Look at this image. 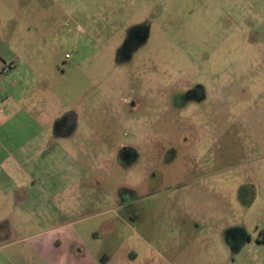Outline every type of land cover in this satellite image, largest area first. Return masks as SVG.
I'll list each match as a JSON object with an SVG mask.
<instances>
[{
    "label": "rangeland",
    "instance_id": "rangeland-1",
    "mask_svg": "<svg viewBox=\"0 0 264 264\" xmlns=\"http://www.w3.org/2000/svg\"><path fill=\"white\" fill-rule=\"evenodd\" d=\"M19 3L57 8L21 76L56 140V223L107 264H264V0Z\"/></svg>",
    "mask_w": 264,
    "mask_h": 264
},
{
    "label": "crops",
    "instance_id": "crops-1",
    "mask_svg": "<svg viewBox=\"0 0 264 264\" xmlns=\"http://www.w3.org/2000/svg\"><path fill=\"white\" fill-rule=\"evenodd\" d=\"M19 1L0 0V264H107L95 230L71 218L56 223V140L39 117L45 103L34 94L42 90L24 89L21 76L35 75L36 44L48 45L57 8L46 7L47 19L38 21L36 8ZM242 191L247 198L250 190Z\"/></svg>",
    "mask_w": 264,
    "mask_h": 264
},
{
    "label": "flooded vegetation",
    "instance_id": "flooded-vegetation-1",
    "mask_svg": "<svg viewBox=\"0 0 264 264\" xmlns=\"http://www.w3.org/2000/svg\"><path fill=\"white\" fill-rule=\"evenodd\" d=\"M140 33L138 31H135V34L133 35L134 39L138 42L140 41L141 37H140ZM128 48H131V49H136L137 48V44H133V43H129L128 44ZM133 105V104H132ZM157 147V146H156ZM128 152V148L126 149V153ZM216 160L214 159L213 160V165L212 167L209 165L206 169V180H202V184L203 183H206V185L209 187V189L213 192H215V189L217 188V186H219V183L218 184H215V174L217 172V170L219 171L221 169V165H217L215 164ZM218 164H220V161L218 160L217 161ZM227 167H230V166H227ZM226 168V166L224 167ZM244 184V183H243ZM198 186H200L198 183H197ZM216 185V186H215ZM203 186V185H202ZM201 187V186H200ZM227 202V201H226ZM234 234L232 232H228V235H227V239L230 240L232 238ZM258 244L264 246V232L260 235V237L258 238L257 240ZM150 247H152V245H150Z\"/></svg>",
    "mask_w": 264,
    "mask_h": 264
},
{
    "label": "built area",
    "instance_id": "built-area-1",
    "mask_svg": "<svg viewBox=\"0 0 264 264\" xmlns=\"http://www.w3.org/2000/svg\"><path fill=\"white\" fill-rule=\"evenodd\" d=\"M5 72H7V70H5Z\"/></svg>",
    "mask_w": 264,
    "mask_h": 264
}]
</instances>
